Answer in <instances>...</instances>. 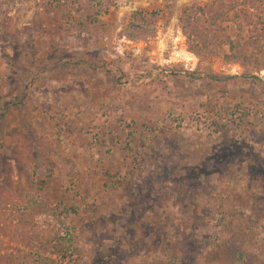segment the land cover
<instances>
[{
    "label": "rangeland",
    "instance_id": "1",
    "mask_svg": "<svg viewBox=\"0 0 264 264\" xmlns=\"http://www.w3.org/2000/svg\"><path fill=\"white\" fill-rule=\"evenodd\" d=\"M0 264H264V0H0Z\"/></svg>",
    "mask_w": 264,
    "mask_h": 264
},
{
    "label": "trees",
    "instance_id": "2",
    "mask_svg": "<svg viewBox=\"0 0 264 264\" xmlns=\"http://www.w3.org/2000/svg\"><path fill=\"white\" fill-rule=\"evenodd\" d=\"M35 148H36L37 152H39V147H35Z\"/></svg>",
    "mask_w": 264,
    "mask_h": 264
}]
</instances>
